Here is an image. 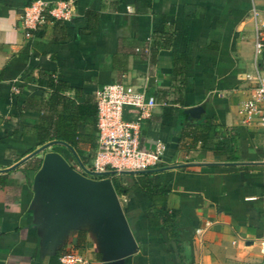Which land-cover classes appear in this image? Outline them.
<instances>
[{"label": "crops", "instance_id": "0c3cea01", "mask_svg": "<svg viewBox=\"0 0 264 264\" xmlns=\"http://www.w3.org/2000/svg\"><path fill=\"white\" fill-rule=\"evenodd\" d=\"M32 1L0 0V264H62L67 252L107 264L86 228L70 233L55 252L43 246L33 178L44 155L39 149L54 140L42 142L37 133L50 95L40 79L50 73L83 90L77 101L115 81L155 99L140 121V144L164 145L149 169L168 189L182 251L167 228L150 223L149 195L137 186L119 195L138 243L124 264H260L264 130L244 125L239 106L248 96L258 30L264 44V0H65L73 4L69 20L49 15L38 31H28L20 14ZM88 9L99 12L91 28ZM256 60L264 72V45ZM202 103L204 113L194 117L189 109ZM136 110L125 108L124 117L134 120ZM206 117L217 126L203 141L193 123ZM80 130L88 134L90 127ZM232 135L233 146L214 150ZM50 146L72 165L82 162L69 144ZM80 147L88 151L89 138ZM128 172L138 178L140 171ZM79 230L86 231L83 245Z\"/></svg>", "mask_w": 264, "mask_h": 264}, {"label": "built area", "instance_id": "2783aa9c", "mask_svg": "<svg viewBox=\"0 0 264 264\" xmlns=\"http://www.w3.org/2000/svg\"><path fill=\"white\" fill-rule=\"evenodd\" d=\"M128 9L131 10L130 6ZM72 13L73 4L70 1L60 0L53 5L51 0H33L23 8L20 20L26 30L38 31L49 15L55 19L69 20ZM260 34L258 30L253 69L246 74L248 96L241 102L239 113L244 125L264 130V72L256 60L264 45ZM95 98L98 105V148L92 165L86 167L82 164L78 169L88 176L105 178L110 172L144 171L156 166L164 145L159 143L155 149H146L140 144V121L151 114L154 97H148L144 90L128 82L115 81L99 87ZM126 106L137 109L134 120L124 117ZM196 232L200 233L201 229L198 228ZM61 262L89 264L87 259L75 252L63 254ZM260 264H264V252Z\"/></svg>", "mask_w": 264, "mask_h": 264}, {"label": "water", "instance_id": "95a60500", "mask_svg": "<svg viewBox=\"0 0 264 264\" xmlns=\"http://www.w3.org/2000/svg\"><path fill=\"white\" fill-rule=\"evenodd\" d=\"M205 103L189 112L200 117ZM53 140L43 145L44 151ZM34 200L43 246L55 252L66 237L86 228L96 237L102 260L124 264L138 243L110 177L94 178L72 165L59 151L48 150L33 178Z\"/></svg>", "mask_w": 264, "mask_h": 264}, {"label": "trees", "instance_id": "16d2710c", "mask_svg": "<svg viewBox=\"0 0 264 264\" xmlns=\"http://www.w3.org/2000/svg\"><path fill=\"white\" fill-rule=\"evenodd\" d=\"M86 17L89 20V28H91L97 22L99 12L88 9L86 11ZM92 17L95 18L94 21L91 20ZM40 82L46 83V86L50 89V95L46 101V108L42 112L41 121L37 127V133L42 135L41 141L44 142L53 139L63 141L75 149L84 165L91 166L98 148V105L95 94L91 96L85 93L86 98L83 101H77L76 97L81 96L84 93L83 90L56 77L54 73L42 77ZM65 91L73 92L74 97L65 94ZM125 108L135 107L126 106ZM214 118L206 117L204 120L193 123L195 127L201 128L202 132H204L200 135L203 141H206V137L213 135L216 131L217 123ZM82 124L90 127L88 134L81 132L80 126ZM85 137L89 138L88 151L80 147V143L83 142ZM236 141L237 139L232 135L229 138L220 140L215 145L214 150L216 152H225L226 147L229 144L230 147L233 146ZM40 165L41 161L37 163L35 169H38ZM137 175L138 178H136L134 172L121 171L110 172L105 176L112 179L118 195H129L133 188L137 186L149 195L151 203L146 208V217L153 226L168 229V234L174 242L175 250L181 253V246L177 240L179 236V222L177 221L175 211L167 204L168 189L157 183L156 172L149 168L140 171ZM140 213V211L137 212V214ZM85 234V230H79L80 242L78 245L85 243Z\"/></svg>", "mask_w": 264, "mask_h": 264}, {"label": "rangeland", "instance_id": "374dc122", "mask_svg": "<svg viewBox=\"0 0 264 264\" xmlns=\"http://www.w3.org/2000/svg\"><path fill=\"white\" fill-rule=\"evenodd\" d=\"M52 147H53V146H48V147L44 150V152H43L42 154H44L46 151L52 149ZM73 164H74L76 167L80 168V167L82 166L83 163H82L79 159H78V160H77V159H74Z\"/></svg>", "mask_w": 264, "mask_h": 264}]
</instances>
